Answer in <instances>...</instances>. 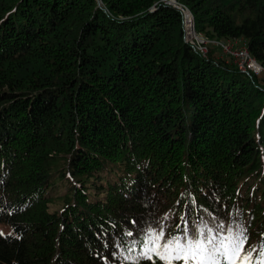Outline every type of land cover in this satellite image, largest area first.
Masks as SVG:
<instances>
[{
    "label": "trees",
    "instance_id": "obj_1",
    "mask_svg": "<svg viewBox=\"0 0 264 264\" xmlns=\"http://www.w3.org/2000/svg\"><path fill=\"white\" fill-rule=\"evenodd\" d=\"M163 1L0 0V264H134L160 225L261 242L264 78ZM176 1L264 65V0Z\"/></svg>",
    "mask_w": 264,
    "mask_h": 264
},
{
    "label": "snow or ice",
    "instance_id": "obj_2",
    "mask_svg": "<svg viewBox=\"0 0 264 264\" xmlns=\"http://www.w3.org/2000/svg\"><path fill=\"white\" fill-rule=\"evenodd\" d=\"M180 220L188 225L183 216ZM249 239L246 229L224 224L215 228L205 224L202 230L190 226L180 229L177 225V233L172 235L166 234L160 225L145 229L139 239L132 241L128 251L139 249L140 257L134 264H264V234L258 245H249Z\"/></svg>",
    "mask_w": 264,
    "mask_h": 264
},
{
    "label": "built area",
    "instance_id": "obj_3",
    "mask_svg": "<svg viewBox=\"0 0 264 264\" xmlns=\"http://www.w3.org/2000/svg\"><path fill=\"white\" fill-rule=\"evenodd\" d=\"M185 14V23H189L190 29L194 28L193 17L191 16L189 10L186 8L182 9ZM186 41L189 42L196 52H199L204 58L209 54V46L207 44L211 43L215 48L221 47L224 56L228 57L239 70L246 75H255L257 77L264 76V65L259 63L250 54L247 43L242 39H233L232 42H211L209 40H204L201 36H198L194 29L186 32ZM212 47V46H211Z\"/></svg>",
    "mask_w": 264,
    "mask_h": 264
},
{
    "label": "rangeland",
    "instance_id": "obj_4",
    "mask_svg": "<svg viewBox=\"0 0 264 264\" xmlns=\"http://www.w3.org/2000/svg\"><path fill=\"white\" fill-rule=\"evenodd\" d=\"M163 3L164 4H166V5H168V6H171V7H173V8H175L176 10H178L179 12H181V14H182V9H184V5H182V4H180V3H178L176 0H164L163 1ZM193 15V14H192ZM193 22H194V20H193ZM194 26H195V22H194ZM191 31V30H190ZM196 31V30H195ZM198 36H201V35H199V34H197ZM204 40H209V41H211V42H218V41H221V40H212V39H210V38H207V37H204V36H201ZM184 40H185V42L187 43V44H189L190 46H191V48H193V46L189 43V42H187L186 41V33H185V37H184ZM233 40H226V41H221V42H224V43H226L227 42V44H228V42H232ZM206 46H209L208 48V50L210 51V47H211V49H214V53H213V57L216 59V60H225V61H229V62H231V60H229V58L228 57H226V56H224V54H223V52H222V48L221 47H219L218 46V48H215L214 46H213V44H211V43H209V44H207ZM194 49V48H193ZM263 78H264V76H261L260 77V80H263ZM65 192V190H61V195H62V193H64ZM62 208H63V205H62V203L61 202H55L54 204H53V206H51V212H55V211H58V212H60L61 210H62ZM0 233H3V235H14V233H13V230H12V228L9 226V225H7V224H2V223H0Z\"/></svg>",
    "mask_w": 264,
    "mask_h": 264
},
{
    "label": "bare ground",
    "instance_id": "obj_5",
    "mask_svg": "<svg viewBox=\"0 0 264 264\" xmlns=\"http://www.w3.org/2000/svg\"><path fill=\"white\" fill-rule=\"evenodd\" d=\"M184 8H186L187 10H189L187 7H184ZM189 12H190V14H191V16L193 17V15H192V13H191V11L189 10ZM182 15H183V18H184V30H185V33L189 30H191V29H194L195 30V26H193L194 28H191L190 29V25H189V23H185V14L183 13V11H182ZM193 20H194V17H193Z\"/></svg>",
    "mask_w": 264,
    "mask_h": 264
}]
</instances>
